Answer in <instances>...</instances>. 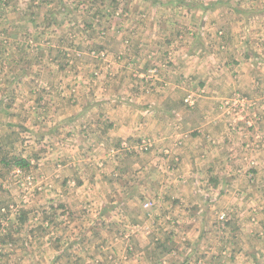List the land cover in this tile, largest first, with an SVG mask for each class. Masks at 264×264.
<instances>
[{
  "label": "rangeland",
  "instance_id": "374dc122",
  "mask_svg": "<svg viewBox=\"0 0 264 264\" xmlns=\"http://www.w3.org/2000/svg\"><path fill=\"white\" fill-rule=\"evenodd\" d=\"M237 1L151 0L144 6L139 0H0V193L4 195L9 188L16 193L0 199V207L4 208L0 210V264H147L143 257L150 264H190L171 253L173 247L178 249L176 243L182 241L183 230L179 235L155 229L159 225L155 211L157 188L151 190L149 197L143 196L147 199L144 212L136 216L138 225L111 229L109 197L105 202L108 209L102 211L99 220L92 217L96 213L91 211L81 213L83 231L76 234L64 233L66 229L59 227L60 212L50 209L43 196L36 201L28 198V190L33 193V187L26 180L28 176L42 178L67 173L72 177L68 178V186L74 188L80 172L87 178L101 170V178L110 187L111 154L154 157V144L148 138L111 146V120L107 116L118 102L111 97L117 84L111 83V70L117 62L129 59L133 48L131 41L126 45L113 43L117 41L112 40L111 33L115 38L121 27H131L133 19H146L148 12L160 13L162 7L169 13L172 8L179 15L184 13L180 28L173 26V33L178 34L176 46L181 47L187 40L185 34L192 32L191 43L196 50L190 56L195 60L174 71L162 70L161 75L172 80L177 76L179 83L160 85L154 81L158 74L153 68L139 83L124 85L125 89L141 92V102L151 113L156 99L161 102L160 93L178 92L182 95L178 101L165 102L185 109L190 116L195 114L200 125L209 122L211 126V121L221 119L223 133H227L225 141L229 135L238 134L231 145L243 141L264 145V45L253 46L247 38L258 26L253 1L243 6ZM235 12L242 14L238 27L228 18ZM188 21L191 28L184 29ZM232 28L247 35L243 38L246 50L242 52L247 66L241 67L235 60L225 63L224 53L217 51L224 43L231 46L230 41L220 39L218 32L231 33ZM230 37L227 36L228 40ZM123 47L126 53L120 54ZM204 97L209 98L212 112L199 115ZM249 127L256 130L249 131ZM221 144L226 143L220 140L215 145ZM244 151L252 155L259 149ZM251 165L254 166L252 162ZM42 184L40 181L41 187ZM124 197L120 194L118 199ZM214 197L217 199L212 203L221 207H244L247 202L260 208L258 218L251 217L249 224H254L253 231L262 233L263 238L254 243L263 250L264 191L226 195L220 202L218 196ZM19 202L23 207L12 212L8 206ZM69 203L64 205L72 214ZM218 217L226 221L225 213ZM45 222L49 228H45ZM243 233L240 231V235ZM113 234L119 240L106 242ZM137 236L140 238L133 241ZM102 237L104 241L100 242ZM160 239H164V244H158ZM17 241L22 244L15 245ZM20 247L23 249L19 250ZM145 250L148 256L140 254ZM23 251V259H12L15 252ZM256 260L264 264V254Z\"/></svg>",
  "mask_w": 264,
  "mask_h": 264
},
{
  "label": "crops",
  "instance_id": "0c3cea01",
  "mask_svg": "<svg viewBox=\"0 0 264 264\" xmlns=\"http://www.w3.org/2000/svg\"><path fill=\"white\" fill-rule=\"evenodd\" d=\"M150 1L139 0V3L145 6V2ZM238 2L241 6L252 2L253 16L258 21V26L250 31L251 38L245 34L240 35L239 29L235 28L230 29L231 33L226 30H223V33L218 32L220 39L227 43L230 41L231 46H225L224 43L217 51L224 53L225 63L228 60H235L243 67L247 66L242 53L246 50L243 38L247 37L254 43L253 46L264 45V40H259L260 37L264 38L262 7L264 1L239 0ZM163 8L165 7L161 8L160 13L150 15L148 12L146 19L143 18L146 16L141 17L140 20L133 19L131 27L128 30H125V25L121 27L119 35L115 38L111 33L112 40L117 41L113 43L126 45L131 41L130 46H133L128 54L129 59H124L123 56L124 60L115 62V68L111 70V83H117L114 87V97H111L118 100L113 104L111 114L108 113L107 116L111 120V146L119 147L124 141L132 143V140L148 138L154 144V157L133 158L121 152L111 154L110 187L101 178V170L88 174L87 178H85L86 174L80 172L75 177L78 180L74 188L68 186V178L72 177L67 173L47 175L42 178L28 176L26 181L32 185L33 193L28 190L27 196L32 197L33 201L43 196L44 202L51 206L50 209L60 212L59 227L66 229L64 233L73 231L77 234L78 231H83L80 223L81 213L85 210L91 211L96 213L92 217L99 220L102 218V211L108 209L109 205L105 202L109 197H111V229L138 225L136 216L144 209L143 205L147 199L145 197H149L151 190L157 188L155 211L158 212L156 219L159 225L155 227L156 231L163 234L166 231L175 232L179 235L181 230L184 232L182 241L176 243L178 249L172 248L173 256L182 258V262L185 260L190 264H259L260 260L256 259L261 253L264 254V248L261 250L254 240H259L262 233L253 231L251 226L254 224L252 222L249 224V220L251 217L258 218L260 208L254 207L252 203L246 204L247 202L244 203V207H231L227 204L221 207L212 202L217 199L216 197L213 199V196H218L220 202L226 195L263 193L264 151L260 150L264 149V145L257 141L255 143L243 141L241 144L231 145L232 138L238 134L229 135L228 140L225 141L227 133H223L221 119L210 120L213 123L211 126L208 125L209 122L200 125L197 124L198 118L196 119L195 114L190 116L185 109L181 110L165 102L178 101L182 96L178 92L160 93L158 99L161 102L158 103L156 99V103L153 104L156 106V111L151 113L141 102L143 99L141 92H130L124 87L131 83H139L140 78L147 77L148 70L153 68L158 74L154 81H159L160 85L168 82L179 83L177 76L172 80L170 77H164V74L161 75L162 70L169 68L174 71L176 67H183L185 63L195 60L190 56L194 48L191 43L192 32L185 34L187 40L181 47L176 46L178 34L173 33V26L180 28L184 13L179 15L176 8H172L169 13V10ZM228 18L233 22L234 27H238L237 22L242 19V14L235 12ZM190 24L188 21L184 29H190ZM241 32L244 33L242 29ZM133 33L135 37L130 40ZM228 35L235 37H230L231 39L228 40ZM195 50L196 48L193 52ZM119 53H126L124 47ZM202 103L198 114L211 113L209 98L204 97ZM251 127L248 128L249 131H254L255 128ZM70 130L73 131L74 128L71 127ZM220 140L226 144L215 145L220 144ZM253 147L259 151H255L252 155H249V152L245 154L244 149ZM149 160L153 162L148 163ZM0 164H3V160ZM57 180L59 181L56 183ZM40 181L43 183L42 187ZM58 184L60 187H57ZM4 192V195L0 193V199L1 196L10 197L16 194L10 188ZM120 194H125V197L119 200ZM52 198H55L56 203H53ZM64 202H70L72 214ZM18 206L23 207L20 202L8 207L14 212L17 211ZM0 210L3 211L4 208L0 207ZM221 213H225L226 221L219 220L218 215ZM47 224L44 223L45 228L46 226L49 228ZM240 231L244 232V235L241 236ZM104 238L102 237L100 242H103ZM139 238L137 236L132 240L136 241ZM112 240L117 242L119 239L113 234L112 238L106 239V242ZM158 241V244H164V239ZM16 244H22V241H17ZM21 249L23 248L20 247L19 250ZM145 252L146 250L140 254L148 256ZM130 255L133 256V253ZM23 258L24 251L15 252L12 257L17 261ZM143 258L146 259L147 264H150L149 259ZM261 261L264 263V260Z\"/></svg>",
  "mask_w": 264,
  "mask_h": 264
},
{
  "label": "trees",
  "instance_id": "16d2710c",
  "mask_svg": "<svg viewBox=\"0 0 264 264\" xmlns=\"http://www.w3.org/2000/svg\"><path fill=\"white\" fill-rule=\"evenodd\" d=\"M17 165H20V162H18Z\"/></svg>",
  "mask_w": 264,
  "mask_h": 264
}]
</instances>
